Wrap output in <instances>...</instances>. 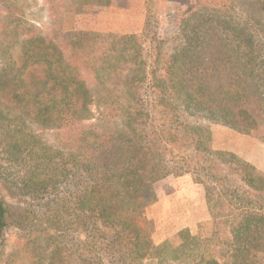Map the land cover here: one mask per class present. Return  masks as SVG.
Wrapping results in <instances>:
<instances>
[{
    "label": "trees",
    "instance_id": "trees-1",
    "mask_svg": "<svg viewBox=\"0 0 264 264\" xmlns=\"http://www.w3.org/2000/svg\"><path fill=\"white\" fill-rule=\"evenodd\" d=\"M246 1L263 13L264 0ZM26 3L0 0V188L23 205L14 218L0 196V264L11 231L27 264H257L264 176L211 151L188 118L255 127L232 81L264 92L261 15L195 0L178 36L159 40L149 6L141 34L94 35L64 32L63 14L111 0H33L28 22ZM183 141L203 163L189 166ZM184 174L206 187L212 234L155 245L154 185Z\"/></svg>",
    "mask_w": 264,
    "mask_h": 264
},
{
    "label": "rangeland",
    "instance_id": "rangeland-1",
    "mask_svg": "<svg viewBox=\"0 0 264 264\" xmlns=\"http://www.w3.org/2000/svg\"><path fill=\"white\" fill-rule=\"evenodd\" d=\"M195 0H111L106 7H88L81 13L65 12L61 21L64 32L107 35V34H141L145 24L146 9L149 6L156 16V37L159 40L176 37L179 33L181 14L186 10V4L193 7ZM219 5L232 6V10L244 14L247 10L253 15L258 13L264 26V11L257 9L246 0H217ZM246 2V4H245ZM33 0H27L23 19H32ZM234 6V7H233ZM243 12V14H242ZM212 30L211 27H208ZM207 28V29H208ZM211 30H208L211 32ZM212 36L217 35L212 31ZM218 36V35H217ZM164 48V47H162ZM233 90L236 105L246 110L255 120V127L248 133L207 121H192L194 125L205 128L208 142L205 144L211 151L233 154L247 162L243 157L255 158L262 163V167L250 164L256 173L264 176V92L254 80L238 76L233 79ZM194 119V118H193ZM47 143V136H41ZM178 150L193 168L200 165L204 159L183 141ZM207 157V156H206ZM208 158V157H207ZM202 162V163H203ZM205 185L194 182L190 174L180 177L167 176L155 183V202L145 211V216L151 226V240L157 245L168 241L173 246L180 245L178 233L187 229L192 235L208 238L213 231V223L205 200ZM0 196L14 218L23 212V205L0 188ZM201 209V210H200ZM199 212L203 214L198 215ZM15 234L11 231L2 254V264H27L25 255L14 241ZM257 264H264V253L257 256ZM142 264H156L153 259H147Z\"/></svg>",
    "mask_w": 264,
    "mask_h": 264
},
{
    "label": "crops",
    "instance_id": "crops-1",
    "mask_svg": "<svg viewBox=\"0 0 264 264\" xmlns=\"http://www.w3.org/2000/svg\"><path fill=\"white\" fill-rule=\"evenodd\" d=\"M247 162H249L250 164L254 165L255 167H262V163L260 161H257V159L255 158H250V157H243ZM201 210V209H200ZM202 212H199L198 215H202Z\"/></svg>",
    "mask_w": 264,
    "mask_h": 264
}]
</instances>
